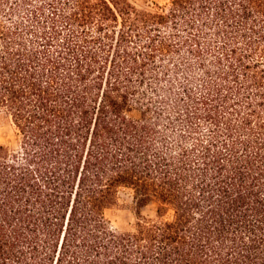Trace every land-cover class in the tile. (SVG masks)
<instances>
[{"label":"trees","instance_id":"16d2710c","mask_svg":"<svg viewBox=\"0 0 264 264\" xmlns=\"http://www.w3.org/2000/svg\"><path fill=\"white\" fill-rule=\"evenodd\" d=\"M2 121L0 264H264V0H0Z\"/></svg>","mask_w":264,"mask_h":264},{"label":"rangeland","instance_id":"374dc122","mask_svg":"<svg viewBox=\"0 0 264 264\" xmlns=\"http://www.w3.org/2000/svg\"><path fill=\"white\" fill-rule=\"evenodd\" d=\"M138 7L153 5L154 3L164 4L167 0H130ZM13 144V133L11 127L4 121L0 122V144ZM137 212L145 217L155 216V205L150 203L139 207L133 197L131 190L122 188L118 192L117 204L105 210V215L112 228L124 230L131 229L137 222Z\"/></svg>","mask_w":264,"mask_h":264}]
</instances>
